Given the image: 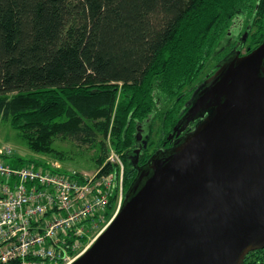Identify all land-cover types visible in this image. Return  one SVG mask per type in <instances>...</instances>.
I'll return each mask as SVG.
<instances>
[{
  "label": "trees",
  "instance_id": "1",
  "mask_svg": "<svg viewBox=\"0 0 264 264\" xmlns=\"http://www.w3.org/2000/svg\"><path fill=\"white\" fill-rule=\"evenodd\" d=\"M262 28L264 0H0V119L37 154L64 160L58 138L96 148L100 173L118 171L113 149L124 199L138 125L151 132L143 166L185 111L187 89L234 51L231 37L242 44L248 30L251 50ZM10 163L47 164L16 154ZM115 203L113 194L107 218Z\"/></svg>",
  "mask_w": 264,
  "mask_h": 264
},
{
  "label": "water",
  "instance_id": "2",
  "mask_svg": "<svg viewBox=\"0 0 264 264\" xmlns=\"http://www.w3.org/2000/svg\"><path fill=\"white\" fill-rule=\"evenodd\" d=\"M217 66L173 129L208 114L137 168L116 216L71 264H241L264 247V39Z\"/></svg>",
  "mask_w": 264,
  "mask_h": 264
},
{
  "label": "built area",
  "instance_id": "3",
  "mask_svg": "<svg viewBox=\"0 0 264 264\" xmlns=\"http://www.w3.org/2000/svg\"><path fill=\"white\" fill-rule=\"evenodd\" d=\"M15 154L0 143V264H71L120 209V158L107 157L118 171L68 173L57 171L53 162L14 166ZM113 194L115 208L107 218L104 211Z\"/></svg>",
  "mask_w": 264,
  "mask_h": 264
},
{
  "label": "rangeland",
  "instance_id": "4",
  "mask_svg": "<svg viewBox=\"0 0 264 264\" xmlns=\"http://www.w3.org/2000/svg\"><path fill=\"white\" fill-rule=\"evenodd\" d=\"M263 29L264 28H262V32L264 31ZM247 41L245 42V47L249 45V42ZM188 90L189 88L187 91ZM187 96L188 94L186 97ZM158 127L159 121H155L152 128L155 139L159 134ZM0 143L9 145L19 156L34 158L48 163H57L60 169H63L68 173L71 171L93 172L96 167L93 158L96 153V148H88L86 144H81L76 140L58 138L54 141L53 147L56 150H60L65 153L64 160L57 159L50 155L37 154L29 149V147L26 145L25 139L21 136V134L16 129L11 127L9 122L3 119H0ZM111 153H114L119 157V155L113 149H110L109 154ZM6 161L8 162L9 159H6Z\"/></svg>",
  "mask_w": 264,
  "mask_h": 264
},
{
  "label": "flooded vegetation",
  "instance_id": "5",
  "mask_svg": "<svg viewBox=\"0 0 264 264\" xmlns=\"http://www.w3.org/2000/svg\"><path fill=\"white\" fill-rule=\"evenodd\" d=\"M233 38V39H232ZM228 45H231L233 48L235 47V51H239V55H244L246 53H248L250 49V46H246L245 44L242 43L240 44L238 41L234 42V37H231V39L228 41ZM242 46L241 49H239L238 47ZM218 63H216V67L215 69H213L211 72H208L206 74V76L203 78V80H201L200 82H196L190 89H189V96L186 98L185 103L192 97L193 93L195 92V90H198L200 87H202L204 85V81L210 77L218 68ZM188 106L185 108V111L183 112V114L181 115L180 118H182L185 114V112L187 111ZM208 114V112L203 113V116H206ZM203 116H198L197 118H195L194 120H190V122L187 124H185V120L180 122V126L177 127V129H172L171 132H169V134H167L166 139L164 141L161 142V144L154 146L153 148H150V156L148 159L151 158V156L153 154L156 153V151H161V152H165L166 149H170L173 146V143L181 136H184L185 134L191 132L194 130L195 125L198 121H200ZM182 125H186V127L180 131L179 134H177V132L180 130V127ZM151 132L147 130V126L144 124H139L137 127V143L136 146L133 148V152L130 154L131 157V161L133 163V166L138 168L140 167L139 164L142 161V157L143 153L146 152L147 149V145H148V141H149V136H150ZM143 163V162H142ZM146 164V165H145ZM144 166H142L141 169L145 170L150 163H145ZM241 264H264V247H260V248H256L253 250L248 251Z\"/></svg>",
  "mask_w": 264,
  "mask_h": 264
}]
</instances>
